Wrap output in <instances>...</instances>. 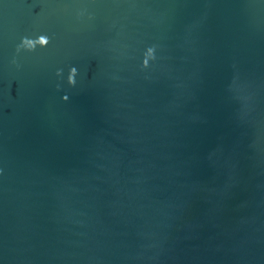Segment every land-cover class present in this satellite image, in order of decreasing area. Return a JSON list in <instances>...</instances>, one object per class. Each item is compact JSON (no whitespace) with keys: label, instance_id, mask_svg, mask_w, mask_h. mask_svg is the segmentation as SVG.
Wrapping results in <instances>:
<instances>
[{"label":"water","instance_id":"obj_1","mask_svg":"<svg viewBox=\"0 0 264 264\" xmlns=\"http://www.w3.org/2000/svg\"><path fill=\"white\" fill-rule=\"evenodd\" d=\"M0 170V264H264V0H0Z\"/></svg>","mask_w":264,"mask_h":264},{"label":"clouds","instance_id":"obj_2","mask_svg":"<svg viewBox=\"0 0 264 264\" xmlns=\"http://www.w3.org/2000/svg\"><path fill=\"white\" fill-rule=\"evenodd\" d=\"M81 15H83V13H81ZM49 44H50V38L47 35H40L36 39L25 37L22 39L21 44L18 46L17 52H20L21 50L35 51L37 47H47ZM156 59L157 57H156L155 46L149 47L144 54L142 70L151 67L152 62H154ZM13 63L16 64L17 63L16 60H13ZM77 75H78L77 69L75 67H72L70 70V74L68 76V83L73 87L76 86ZM57 76H62V70L57 71ZM63 99L67 101L69 97L65 95ZM0 174H2V170H0Z\"/></svg>","mask_w":264,"mask_h":264}]
</instances>
